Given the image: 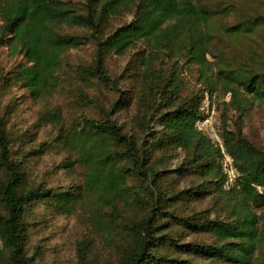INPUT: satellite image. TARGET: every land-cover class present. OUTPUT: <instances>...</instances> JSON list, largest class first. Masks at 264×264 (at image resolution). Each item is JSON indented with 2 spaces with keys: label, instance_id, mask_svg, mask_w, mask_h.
I'll use <instances>...</instances> for the list:
<instances>
[{
  "label": "trees",
  "instance_id": "trees-1",
  "mask_svg": "<svg viewBox=\"0 0 264 264\" xmlns=\"http://www.w3.org/2000/svg\"><path fill=\"white\" fill-rule=\"evenodd\" d=\"M204 1L86 0L74 11L61 0H0V47L25 60L13 71L0 69V89L21 85L33 100H48L61 86L63 54L91 44L92 62L70 68L95 113L68 129L55 114L66 168L83 171L81 185L59 192L29 183L24 161L45 145L15 159L6 115L0 116V264H32L30 209L43 203L69 213L91 199L111 209L108 237L121 230L119 241L112 239L118 264H264V150L244 136L252 104L242 94L264 104V71L213 72L205 31L212 11ZM126 15L132 19L115 26ZM114 57L128 59L122 74L111 75ZM187 67H197L202 88L184 95ZM124 75L130 86L122 85ZM218 88L233 95L221 122L239 174L230 190L223 188L220 148L196 129L204 92ZM207 199L211 207L190 209Z\"/></svg>",
  "mask_w": 264,
  "mask_h": 264
},
{
  "label": "rangeland",
  "instance_id": "rangeland-1",
  "mask_svg": "<svg viewBox=\"0 0 264 264\" xmlns=\"http://www.w3.org/2000/svg\"><path fill=\"white\" fill-rule=\"evenodd\" d=\"M61 1L74 11H82L86 0ZM204 6L212 11L205 31L212 36L213 56H208V59L214 64L213 72L218 75L222 68L228 73L241 69L264 71V0H205ZM131 19V15H126L125 18L115 19L114 24L117 26ZM237 26L248 28L247 31L225 32ZM62 33L86 35L83 29L72 28H64ZM93 54L91 44L69 49L63 54L61 86L48 100H33L21 85L8 84L6 88L0 89V116L6 115L7 129L14 142L12 150L15 159L23 158L30 150L38 151L41 145H45L43 154L24 161L27 178L32 185H42L59 192L83 182L82 169L75 168L71 172V169L66 168L70 166L68 152L57 141L59 127L53 119L57 114L64 128L68 129L77 126L83 115L95 114L82 101V84L70 68L90 64ZM127 61V58L114 57L109 63L111 75L122 74ZM21 62H25L22 55L13 53L8 46L0 47L1 70L13 71ZM240 73L238 76H243L244 72ZM123 77L122 85L130 86L126 82V75ZM182 78L185 83L184 95L202 88L197 67L183 69ZM213 94L217 96L218 105L215 125L221 136L222 116L233 96L229 102L225 101V93L221 88ZM242 94L252 104L244 118V136L258 149L264 150V104H259L244 91ZM230 116L232 119L237 117L235 112ZM43 117H47L49 123L42 122ZM233 121L229 122L231 128ZM181 159H184V155ZM177 162H174V166ZM170 180L175 182V178ZM211 206L212 202L207 199L189 207L204 209ZM121 209L124 211V205ZM131 214L130 209L129 216ZM111 217L110 208L92 199L76 205L69 213L55 212L52 206L39 204L30 209L26 217L27 257L32 259V264H118L119 256L112 239L115 237L114 240L119 241L121 230L118 229L112 239L108 237L111 232H107L105 226L110 225Z\"/></svg>",
  "mask_w": 264,
  "mask_h": 264
},
{
  "label": "built area",
  "instance_id": "built-area-1",
  "mask_svg": "<svg viewBox=\"0 0 264 264\" xmlns=\"http://www.w3.org/2000/svg\"><path fill=\"white\" fill-rule=\"evenodd\" d=\"M232 93L224 95L225 101L232 99ZM218 114L217 96L208 91L204 92L202 98L201 116L196 121V129L207 135L220 148L222 154V169L224 175V190L234 188L238 182L239 174L234 166V160L227 153L222 138L216 130V118Z\"/></svg>",
  "mask_w": 264,
  "mask_h": 264
}]
</instances>
